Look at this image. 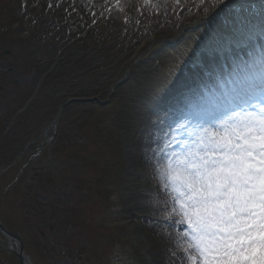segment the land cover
<instances>
[{
	"label": "rangeland",
	"instance_id": "obj_1",
	"mask_svg": "<svg viewBox=\"0 0 264 264\" xmlns=\"http://www.w3.org/2000/svg\"><path fill=\"white\" fill-rule=\"evenodd\" d=\"M33 1L0 0V33L10 32L6 30L13 22L16 24L21 7L24 11L27 10L25 6L31 9ZM115 1L45 0L40 13L45 17L55 13V24L62 27L58 31L53 25L47 30L54 36L56 49L75 40L72 28L77 29L76 32L82 29L90 32L94 26L105 29L117 22L122 29L131 30L123 44L129 45L124 56L110 61L108 66L114 75L110 83L109 80L106 82L109 87L107 94L102 96L106 107L100 109V99L89 100L82 106L78 105L80 103L67 106L59 126L62 137L67 134L72 139L68 148L63 150L66 152L62 151L60 159L55 162L51 159L57 148L47 149L45 144L42 158L37 160L39 151L35 146L48 139L50 125L59 112L56 106L50 107L46 97H51L55 103H64L66 96L62 92L68 90L73 81L87 86L81 67L72 70V67L63 65L51 76L41 95L39 103L43 109H35L22 117L7 136L3 132L0 138V223L21 237L25 251L37 264H192L184 252L186 245L180 239L187 231V225L181 223L179 209L159 173V165L164 164L160 163L162 156L159 152L169 141L167 132L178 129L179 133L183 132L190 111L185 107L190 103L186 104L183 99L167 107L158 105L155 95L162 97L165 92L159 84L165 78L169 84L170 71L179 61L174 58L171 70L165 69L172 57L164 51L162 44L165 41L160 37L172 34L180 40L188 29H181L184 17L189 13L198 21L202 20L209 16L206 14L210 10L208 5L213 2L214 5L218 0H125L120 8ZM51 11L53 13L49 15ZM211 20L212 23L218 21L217 29L206 36L210 42L205 46L206 50L202 51L201 47L196 54L201 61L205 59V51L214 49L211 40L222 35L218 30L220 20L216 17ZM263 27L253 29L262 34ZM156 36L159 37L157 40ZM121 37H125V33ZM149 43L154 44L149 46ZM44 48L49 54L53 50L50 46ZM153 49L163 51L160 57L163 67L155 71L156 66H151L153 60H144L145 64L137 72L129 71L128 80L132 81L123 82L120 99L116 101V94H111L112 86L127 74L131 60L143 57ZM224 49L231 51L233 48L225 45ZM36 53L30 49L28 53L24 52L25 58L19 61L26 65V72L23 73L22 65L15 64L17 71L10 75L13 87L19 89L20 101L32 90L35 80L42 81L41 77L28 72L30 64L40 61ZM153 56L156 59V55ZM165 60L169 62L167 65ZM15 77L21 79L20 85ZM59 92L62 95L57 96ZM109 98L113 99L109 102L111 105ZM204 98L203 95L196 96L194 103ZM129 101L135 103V116L131 113ZM4 105L11 112L16 102ZM93 105L97 107V117L87 111ZM189 107L192 109L194 105ZM81 110L84 113L77 119ZM43 114L48 123L37 127L35 124ZM79 125L87 132L84 146H79L76 136L81 133L77 128ZM124 132L129 138H125ZM58 141H61V135ZM49 160L54 162L48 165ZM35 163L43 168L40 176L43 182L39 183L37 195L32 197L30 187L37 178L32 177ZM160 200L167 210L160 208ZM116 221L128 224L116 229ZM0 235L6 239L4 234ZM7 244V241L3 243ZM0 264L20 263L11 251L0 246Z\"/></svg>",
	"mask_w": 264,
	"mask_h": 264
},
{
	"label": "snow or ice",
	"instance_id": "obj_2",
	"mask_svg": "<svg viewBox=\"0 0 264 264\" xmlns=\"http://www.w3.org/2000/svg\"><path fill=\"white\" fill-rule=\"evenodd\" d=\"M208 104L235 114L217 125L223 113L209 111L185 151L159 165L187 225L184 252L192 264H264V57Z\"/></svg>",
	"mask_w": 264,
	"mask_h": 264
},
{
	"label": "bare ground",
	"instance_id": "obj_3",
	"mask_svg": "<svg viewBox=\"0 0 264 264\" xmlns=\"http://www.w3.org/2000/svg\"><path fill=\"white\" fill-rule=\"evenodd\" d=\"M235 59H237V58H235ZM217 60H218L217 58H210V59L207 60V62L211 63V64L214 62L213 64H216L218 62ZM215 61H217V62L215 63ZM197 79L202 80L203 78L202 77L200 78V76H198ZM182 81L185 82L186 79H183ZM176 87L177 86L174 85V88H176ZM180 89H182V90H180ZM178 90L187 92V90H185V87L183 85H181L180 87H177V91ZM175 94L176 93H173L172 96H174ZM253 104L258 106V101L254 100ZM171 105H173V103ZM185 108L190 110L188 112V115H187V120H185L186 121L185 122V128H184L182 133H179L178 131H177V133L176 132H173V133L172 132H167V134H168L167 139L169 141H167V143L163 144V146L161 148V150H163V151L159 152L161 154V156H162V159L160 160L161 161L160 163H165L166 159L169 156H173L174 157V156H177L179 154H182L185 151L186 146L190 145L191 142H192V139H193V128L195 127L198 119L206 118L207 113L209 111H211V110H209L207 108H200V109H197V110L195 108L194 109H191L189 107H185ZM216 113L220 114L221 112H216ZM227 114H229V113L225 112L223 115H219V119H217L215 121V123L218 125L222 121L228 119V117L230 115L226 116ZM231 116H234V114L231 115ZM187 135H191L192 137L189 138ZM163 184L166 185V188L168 190H170V194H172V196L174 197L175 194L172 192L171 187L168 184H166L165 181H164ZM175 204L177 205V207L179 209V204L176 203V202H175ZM186 229H187V227H186ZM6 241L7 240L2 238V236L0 235V243H5ZM10 246L12 248L17 249V244L15 242L14 243H10Z\"/></svg>",
	"mask_w": 264,
	"mask_h": 264
},
{
	"label": "flooded vegetation",
	"instance_id": "obj_4",
	"mask_svg": "<svg viewBox=\"0 0 264 264\" xmlns=\"http://www.w3.org/2000/svg\"><path fill=\"white\" fill-rule=\"evenodd\" d=\"M0 68L3 70H7L9 73H15L16 69L11 67L10 61H7L5 64H0ZM13 69V70H12ZM15 80H18L17 78H14ZM20 80H18V83ZM5 85L0 84V90H1V95H0V118L3 114V106L4 104L10 102L13 97L12 92H16V89L13 87V84L11 82V79L8 78L5 82ZM13 87V88H12ZM0 138H1V133H0Z\"/></svg>",
	"mask_w": 264,
	"mask_h": 264
},
{
	"label": "water",
	"instance_id": "obj_5",
	"mask_svg": "<svg viewBox=\"0 0 264 264\" xmlns=\"http://www.w3.org/2000/svg\"><path fill=\"white\" fill-rule=\"evenodd\" d=\"M0 227H1V230L3 231V233H8L11 238L18 239L19 242L21 241L18 236L14 235L13 233H11L9 231H6V229L4 227H2L1 225H0ZM13 253H15L17 255L18 259L20 260L19 263L28 264V261H27V259L25 258V255H24V248H23L21 242H20V250L19 251H14Z\"/></svg>",
	"mask_w": 264,
	"mask_h": 264
},
{
	"label": "trees",
	"instance_id": "obj_6",
	"mask_svg": "<svg viewBox=\"0 0 264 264\" xmlns=\"http://www.w3.org/2000/svg\"><path fill=\"white\" fill-rule=\"evenodd\" d=\"M116 229H119L120 227H115Z\"/></svg>",
	"mask_w": 264,
	"mask_h": 264
}]
</instances>
